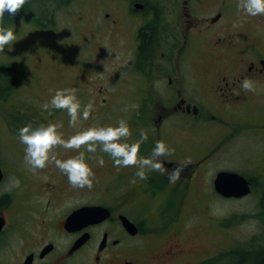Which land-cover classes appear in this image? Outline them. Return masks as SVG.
I'll return each mask as SVG.
<instances>
[{"label": "flooded vegetation", "instance_id": "flooded-vegetation-1", "mask_svg": "<svg viewBox=\"0 0 264 264\" xmlns=\"http://www.w3.org/2000/svg\"><path fill=\"white\" fill-rule=\"evenodd\" d=\"M127 1L118 26L125 36L120 59L125 63L124 89L120 92H128L136 106H129L124 95L122 110L131 107L132 115L124 121L132 135L120 142L136 143L143 131L148 139L140 145L138 157H149L155 143L163 141L174 149L173 155L161 158L165 169L190 163L180 180L170 183L167 171L146 169L147 180H140L135 167L117 169L99 146L95 153L82 146L64 156L53 150L50 156L61 160L84 153V162L94 172L89 190L73 188L54 163L33 172L25 163L24 149L10 151L9 169L0 166V264H203L210 259L221 264V250L208 253L197 246L191 251L186 238L169 230L163 217L153 223L150 213L155 216L159 209L146 212L145 205L169 202L179 187L184 196L202 188L212 163L213 179L205 188L218 198H244H223L215 191L214 180L222 171L241 173L233 164L218 162L232 145L234 132L243 125L264 130V15L257 16L256 43L248 31L255 17L242 9L238 14L237 0ZM111 21L110 27L116 29L118 21ZM154 23L156 42L144 57L143 31ZM197 49L199 73L190 68ZM88 57L93 62L91 71H98L106 56ZM246 78L253 82L254 93L241 88ZM101 102L103 108L109 106L105 97ZM232 123L240 125L229 131L222 127L224 132L218 127ZM97 158L104 160L103 167ZM242 175L253 193L255 180ZM84 208L94 210L67 223ZM210 243L209 248L216 245L213 239Z\"/></svg>", "mask_w": 264, "mask_h": 264}, {"label": "rangeland", "instance_id": "rangeland-1", "mask_svg": "<svg viewBox=\"0 0 264 264\" xmlns=\"http://www.w3.org/2000/svg\"><path fill=\"white\" fill-rule=\"evenodd\" d=\"M239 2L237 0L235 3L238 14L241 13ZM127 4V0H71L64 7L56 9L53 21L43 28L22 17L15 18L7 25L6 29L14 32L16 40L0 53V65L14 64L18 83L13 95L4 102L0 101L2 168L9 169L10 151L25 148L18 137L19 129L27 124L35 128L42 124L62 123L63 127L58 132L67 140L73 134L90 127H116L119 118L128 120L127 116L131 113L129 108L136 106V102L129 97L128 92H120L124 89L122 71L125 63L122 64L120 59L124 52L122 42L125 36L118 27ZM105 13L110 14V17L106 18ZM112 19L118 21L116 29L109 25ZM256 21L257 16L251 18L249 27L252 25V29L248 31L254 36V42L258 43ZM261 48L264 49V43ZM102 53L106 57L99 70L91 71L93 62L88 56L92 54L97 57V54ZM125 59L130 62L129 56ZM191 61L190 68L199 73L201 55L198 49L192 53ZM70 88L77 90L76 96L82 107L89 103L93 106L90 117L87 120L81 119L76 127L69 126L66 111H44L41 108L43 103L50 102L56 90ZM103 97L109 103L106 109L101 102ZM122 98L128 99L126 102L131 106L127 111L122 110ZM27 114L32 115L35 120H22ZM237 123L219 124L218 127L223 132L222 127L229 131L232 127L237 129L240 125H236ZM263 140L264 130H254L246 125L239 127L234 132L232 145L220 155L219 164L237 166L241 173L255 180L257 187H264ZM54 150L63 156L69 153V150L60 146H56ZM214 165L215 163L209 165L202 188L192 189L184 196L183 187H179L169 202L161 200L146 204L145 209L146 212L152 207L159 209L158 214L153 213L155 216H151V213L148 215L150 220L159 223L164 218L169 230H177L186 238L185 244L191 251L201 246L208 253L217 249L222 254L228 252L221 257L220 262L226 264L230 263L234 250L247 251L263 243L264 220H260L263 192L261 189H254L251 196L239 200L218 198L205 188L210 186L213 179ZM182 196L187 199L185 204L181 201ZM164 208L165 212L162 211ZM212 239L216 245L209 248ZM260 248L264 249V246Z\"/></svg>", "mask_w": 264, "mask_h": 264}, {"label": "clouds", "instance_id": "clouds-1", "mask_svg": "<svg viewBox=\"0 0 264 264\" xmlns=\"http://www.w3.org/2000/svg\"><path fill=\"white\" fill-rule=\"evenodd\" d=\"M29 2V0H0V23L3 22L5 13L9 16H16L18 12ZM239 8L247 15L256 17L264 15V0H240ZM16 40L14 32L10 29L0 27V53L4 52L5 47ZM241 88L245 92H255L254 84L249 79L241 82ZM76 89H58L55 91L50 102L43 103L41 108L44 111L63 110L67 112L69 117V126L76 127L80 120H87L93 110L91 103L82 107L81 102L76 96ZM127 111V109H125ZM63 127L62 123L40 125L33 127L27 124L19 129V142L25 146L24 160L35 172L38 169H44L48 163H54L55 166L67 176L69 184L73 188L83 189L87 187L89 190L93 187L94 172L84 162V153L61 160L57 159L50 153L56 146H60L65 150L79 151L84 146L89 153H95L97 146L100 151L108 154L114 166L119 169L121 167H135L138 169L135 177L140 180H147L146 169L164 173L168 172L170 183H176L181 178V173L185 165L178 166L170 171L165 169L162 157L174 154V149L170 148L163 141H157L149 157H138L140 145L147 141L146 132H141L139 140L136 143H121V140H127L131 135L128 123L124 120L118 122V126L106 127H90L84 131L78 132L67 140L63 139V134L58 129ZM97 164L104 166V160L97 158ZM135 183V179L132 181ZM17 181V185H18Z\"/></svg>", "mask_w": 264, "mask_h": 264}, {"label": "trees", "instance_id": "trees-1", "mask_svg": "<svg viewBox=\"0 0 264 264\" xmlns=\"http://www.w3.org/2000/svg\"><path fill=\"white\" fill-rule=\"evenodd\" d=\"M71 0H29V2L18 12L14 17L5 13L3 22L0 27L7 28L15 18L22 17L35 23L38 27H44L53 21V12L68 4ZM62 6V7H61ZM156 24H150L143 31L142 54L144 57L148 56L151 51V46L156 42ZM17 71L14 64L0 65V101L7 100L13 95L15 86L18 83ZM30 114L23 117L22 120H35ZM16 120H20L17 119ZM256 189H261L263 196L261 199V208L263 210L260 220H264V187L256 186ZM264 240L262 244L256 245L251 250H234L232 252V259L230 263L226 264H264ZM228 254V253H226ZM214 259H210L203 264H213Z\"/></svg>", "mask_w": 264, "mask_h": 264}, {"label": "water", "instance_id": "water-1", "mask_svg": "<svg viewBox=\"0 0 264 264\" xmlns=\"http://www.w3.org/2000/svg\"><path fill=\"white\" fill-rule=\"evenodd\" d=\"M1 171H0V179H1ZM215 189L217 192L222 194L225 197H242L250 192L249 182L241 175L232 172H220L218 173L215 181H214ZM90 210L91 212L94 209L84 208L79 213L72 215L67 223H71L78 218V214L86 212ZM130 224V223H128ZM130 226H132L130 224Z\"/></svg>", "mask_w": 264, "mask_h": 264}]
</instances>
